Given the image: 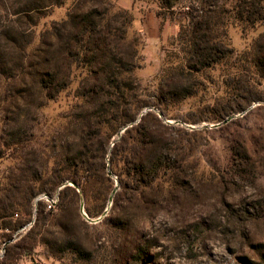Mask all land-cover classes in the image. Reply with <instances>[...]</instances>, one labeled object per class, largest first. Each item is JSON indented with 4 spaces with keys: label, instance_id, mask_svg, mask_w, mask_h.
I'll use <instances>...</instances> for the list:
<instances>
[{
    "label": "trees",
    "instance_id": "obj_1",
    "mask_svg": "<svg viewBox=\"0 0 264 264\" xmlns=\"http://www.w3.org/2000/svg\"><path fill=\"white\" fill-rule=\"evenodd\" d=\"M156 1L169 19L180 24V31L150 91L136 76L142 56L137 39L129 37L134 18L127 10L109 0H0V105L13 108L6 123L12 146L8 155H20L22 142L14 136L22 130L24 116V107L15 103L21 97H13L11 88L18 86L23 92V86L34 87L43 101L40 107L64 92L73 100L62 128L55 132V185L60 188L72 182L76 188L66 185L59 191L53 209L55 232H44L39 242L72 264H100V260L76 236H60L58 228L65 226L58 219L66 218L68 209L79 202L81 212V195L87 217L102 215L113 188L109 167L119 186L141 197L147 189L184 183L187 168L195 163L196 146L185 131L165 123L154 110L160 111L164 100L174 106L197 95L199 79L233 53L226 41L231 22L264 21V0ZM68 2L66 17L36 34L47 11ZM253 66L259 74L264 72V53ZM10 100L15 104H9ZM233 152L237 159L248 158L241 147ZM25 177L24 169L11 171V184L0 195V219L13 222L21 211H15L22 207L19 201H30V192L23 189ZM22 212L27 216L14 231L30 220V212ZM133 247L138 253L127 252L126 264L150 263L140 244ZM31 255L30 245L14 244L0 264H16L22 256L31 260Z\"/></svg>",
    "mask_w": 264,
    "mask_h": 264
},
{
    "label": "rangeland",
    "instance_id": "obj_2",
    "mask_svg": "<svg viewBox=\"0 0 264 264\" xmlns=\"http://www.w3.org/2000/svg\"><path fill=\"white\" fill-rule=\"evenodd\" d=\"M109 1L133 16L129 37L137 39L142 56L136 76L143 88L154 91L153 84L177 43L180 24L169 19L156 0ZM70 7L68 2L49 9L36 34L64 19ZM226 41L232 55L199 79L202 85L195 97L174 106L162 101L160 111L166 116L154 110L165 123L185 131L196 146L195 163L187 168L184 183L147 189L141 197L119 186L109 167L115 193L102 215H82L79 202L68 209L66 218L58 219L65 226L58 228L59 235L76 236L100 264H126L127 252L138 253L133 244H140L141 252L147 253L148 264H264V248L259 247L264 244V72L259 74L253 66L255 58L264 53V21L231 22ZM22 88L23 92L18 86L9 91L21 97L15 103L24 107L22 130L14 136L22 142L18 157L8 155L12 146L6 123L13 108L0 105V152L4 154L0 157V195L17 168L24 169L23 189L30 192V201H19L22 207L15 208L21 210L17 219H0V230H4L0 236L7 238L27 216L23 210L31 216L37 195L63 189L55 185V132L62 128L73 101L64 92L40 107L43 101L37 89ZM234 147L244 149L248 158L237 159ZM85 205L84 201V211ZM55 215V210L40 205L35 225L16 245H30L31 258L41 264H72L39 243L44 232H55ZM4 226L7 229H1ZM29 263L26 256L16 261Z\"/></svg>",
    "mask_w": 264,
    "mask_h": 264
},
{
    "label": "built area",
    "instance_id": "obj_3",
    "mask_svg": "<svg viewBox=\"0 0 264 264\" xmlns=\"http://www.w3.org/2000/svg\"><path fill=\"white\" fill-rule=\"evenodd\" d=\"M59 191L53 194L41 193L37 195L32 202V214L30 216V220L20 226L16 231L12 232V235L9 238L0 236V261L5 258L9 246L19 242L25 235H27L31 231L37 220V214L40 205L44 206L47 211H51L55 208V206L59 202ZM18 217L19 215L15 214L14 219H17ZM3 231L4 230H0V232ZM5 231L7 232V230ZM29 264L41 263L32 258Z\"/></svg>",
    "mask_w": 264,
    "mask_h": 264
},
{
    "label": "water",
    "instance_id": "obj_4",
    "mask_svg": "<svg viewBox=\"0 0 264 264\" xmlns=\"http://www.w3.org/2000/svg\"><path fill=\"white\" fill-rule=\"evenodd\" d=\"M160 117H162V116H160ZM229 120H230V119L224 121V123H227ZM131 126H132V125H131ZM128 127H129V126L123 128V129L119 132V136H121V135L125 132V130H126ZM110 174H111V173H109V175H110ZM70 183H71V182H69V183L63 185L62 188H64L66 185H68V184H70ZM70 185L76 188V185H75L74 183H71ZM59 190H61V188H60ZM114 193H115V192L113 191V192H112V195H113ZM112 199H113V198H112V196H111L110 199H109V202H111ZM81 212H82L83 215L86 216L85 211H84V200H83L82 195H81ZM104 215H105V214H103V216H104ZM90 221H91V220H90ZM93 222H94V221H93Z\"/></svg>",
    "mask_w": 264,
    "mask_h": 264
}]
</instances>
